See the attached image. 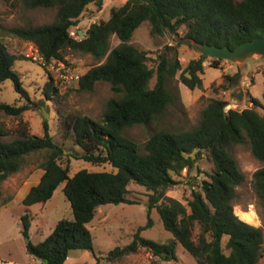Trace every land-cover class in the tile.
<instances>
[{"label":"trees","instance_id":"obj_1","mask_svg":"<svg viewBox=\"0 0 264 264\" xmlns=\"http://www.w3.org/2000/svg\"><path fill=\"white\" fill-rule=\"evenodd\" d=\"M103 1L23 0L30 9L55 7V19L35 26H1L7 33L31 42L47 61L64 59L66 49L103 59L81 74L76 89L92 91L97 83L106 82L115 94L106 101L100 121L77 113H68L62 120L64 131H72L75 144L82 150L74 157L95 165L108 163L113 171L79 169L70 176L68 166L60 162L64 150L49 135L46 121L42 136L29 134L22 126L17 137L9 141L0 138V182L18 171L27 156L45 150L43 173L22 204L28 207L45 203L64 183L63 192L72 211V217L59 219L42 241H28L27 252L41 264H64L70 250H92L93 237L87 225L97 208L104 204H134L127 197L128 185L133 181L151 191L148 209L157 210L172 239L159 243L143 237L140 232L152 225L149 217L128 244L97 257L95 264H106L102 259L117 261L140 249L173 263L177 261V245L197 264H259L264 253V227L240 219L233 211L235 188L243 182L244 174L231 148L248 141L253 156L261 162L252 174V188L264 218V115L256 109L264 111V91L262 101L250 96L253 106L242 110H226L227 101L211 98L197 126L190 130H157L145 142L144 152L123 134V129L150 123L173 102L166 81L181 69L175 48L167 46L158 53L153 67L147 53L129 43L143 21L149 22L152 35L170 33L177 39L234 48L264 33V0H126L110 9L107 20L92 21L80 41L70 37V28L86 8L94 5L101 9ZM112 36L119 40L114 47H110ZM16 59L19 57L0 39V84L11 80L14 89L28 99L20 74L13 68ZM203 62L202 57L192 59L182 69L180 80L189 89L202 86ZM213 63L217 67V62ZM41 67L47 74L43 95L50 100L58 94L59 86ZM154 75L156 80L150 87ZM237 75L226 77L232 82ZM27 109L29 104L0 102V113L5 115L19 116ZM2 135L5 132L0 128ZM203 152L214 166L208 179L202 180L199 189L191 190L186 205L167 196L166 189L178 184L176 177L184 168L191 170ZM21 221L22 232L28 237V212Z\"/></svg>","mask_w":264,"mask_h":264},{"label":"rangeland","instance_id":"obj_2","mask_svg":"<svg viewBox=\"0 0 264 264\" xmlns=\"http://www.w3.org/2000/svg\"><path fill=\"white\" fill-rule=\"evenodd\" d=\"M126 0H104L101 9L89 5L81 14L76 24L79 31L85 32L92 21L107 20L110 9L121 6ZM56 16L55 7L27 8L23 0H0V39L6 44L8 50L19 57L13 68L20 74L23 88L28 99L21 96L9 79L0 84V102L15 103L17 105L29 104V109L19 116H10L0 113V128L5 135L2 140L9 141L18 136L22 126L27 133L42 136L44 134V121L48 124V133L53 141L59 144L64 154L60 159L62 166H68L69 175L72 176L79 169L89 171H113L110 164H92L74 156L82 152L75 144L72 131L67 133L62 127V120L68 113L88 115L100 121L106 101L115 94L106 82H99L92 91H79L77 84L58 83L59 91L52 99L47 100L43 95V86L47 81V74L39 62L30 57L36 51L31 42L22 40L4 31L1 26H35L52 22ZM184 30L181 28L180 33ZM119 40L112 36L110 47L118 45ZM129 43L139 50L145 51L149 57L150 66H156L157 54L166 50L167 46L177 50L178 60L181 64L176 74L166 81L167 89L173 94L174 100L168 107L148 124H135L123 129V134L136 141L140 152H144V144L149 136L160 129L190 130L197 126L203 108L211 98L227 101L225 109L234 108L242 110L252 107L250 96L262 101L264 91V60L256 57L244 63L236 64L227 60H217L214 57L203 58L187 39H177L170 33L152 35L150 24L143 21L133 32ZM29 56V57H28ZM64 59L71 64L77 73L82 74L90 67L100 63L87 53L66 49L63 51ZM202 57L203 73L202 86L189 89L180 80V73L192 59ZM217 62V67H213ZM238 74L235 81L226 76ZM155 75L150 81V87L155 83ZM260 114L264 111L256 107ZM45 112L48 113L45 114ZM231 153L238 162L244 174L243 182L236 186V197L233 200V211L240 218L254 226L264 227V218L261 214L259 200L252 188V174L260 167L257 160L245 141L235 144ZM47 151L34 152L27 156L24 165L6 179L0 182V264H41V261L31 256L26 249L28 241L36 244L42 241L54 228L61 218H71L72 211L66 199L61 183L54 191L52 197L45 203H36L28 207L22 204V199L35 185L43 173L42 163L45 161ZM213 163L206 152L189 171L184 168L177 176L178 184L166 189L165 194L181 201L186 205L191 198V190L199 189L202 180L208 179L213 170ZM127 197L134 204H104L97 208L94 218L87 225L93 237V249H73L69 251L64 264H95L96 258L105 256L109 250L116 246L128 244L138 227L144 226L150 217L152 225L144 228L140 234L159 243L168 242L172 234L164 229L161 218L155 208L148 209V196L151 191L135 182L128 185ZM28 212L30 227L28 237L24 236L21 217ZM198 228L195 229L197 232ZM28 239V241H27ZM226 238H223L225 248ZM226 253L228 250L224 249ZM177 261L169 263L152 256L148 251L140 249L136 253L124 256L117 261H107L106 264H197L195 259L181 246L176 247ZM259 264H264L263 258Z\"/></svg>","mask_w":264,"mask_h":264},{"label":"water","instance_id":"obj_3","mask_svg":"<svg viewBox=\"0 0 264 264\" xmlns=\"http://www.w3.org/2000/svg\"><path fill=\"white\" fill-rule=\"evenodd\" d=\"M191 45L203 58L208 56L221 58L236 64L244 63L256 57L264 60V33L254 37L252 40L243 41L234 48L217 46L215 44L202 43L194 40L191 41ZM45 114L48 116L47 112H45Z\"/></svg>","mask_w":264,"mask_h":264},{"label":"built area","instance_id":"obj_4","mask_svg":"<svg viewBox=\"0 0 264 264\" xmlns=\"http://www.w3.org/2000/svg\"><path fill=\"white\" fill-rule=\"evenodd\" d=\"M79 29L80 26L75 24L69 30L70 37L77 41H80L86 35V31L83 33L80 32ZM30 57L38 61L39 64L45 68L48 74L53 78L54 83H70L72 87H74L75 83L78 85V80L81 74L77 73L75 68L66 61L57 58H52L47 61L39 53L37 48L36 51L30 53Z\"/></svg>","mask_w":264,"mask_h":264}]
</instances>
